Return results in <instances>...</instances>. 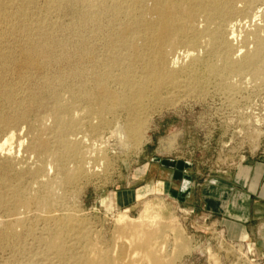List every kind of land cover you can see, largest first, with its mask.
Here are the masks:
<instances>
[{"label":"rangeland","instance_id":"374dc122","mask_svg":"<svg viewBox=\"0 0 264 264\" xmlns=\"http://www.w3.org/2000/svg\"><path fill=\"white\" fill-rule=\"evenodd\" d=\"M48 1L50 0H31L29 9L32 14L34 12L35 18L43 16L48 10L44 22L47 27H53L50 35H54L51 37L70 45L71 42L74 43L71 46L65 44L62 48L61 46L56 48L58 52L63 51L66 67L62 68L64 65L62 60L57 64L54 63L57 67L51 63L52 67L48 66L42 71L33 72L31 81L29 79L22 81L21 75L10 70L12 64L10 61L7 70H0L1 96L12 84H20L24 91L26 90L25 94L28 93L26 99L24 98L25 102L23 101V110L27 109V112L24 111L26 116L18 120L15 119L17 112L13 111L10 104L7 106L4 97H0V114L6 121H3L4 126L2 124L0 128V143L6 135L14 131L10 150H7L9 146H5V150H0V230L9 222L14 223L16 218L22 219L15 225L17 235L11 241L0 239V264H71V254L86 251L84 246L87 243L79 242L75 250H70L71 253L65 252L66 261H63V255H57L54 250H49L46 242L56 230V224L48 215L57 218L72 216L79 223L80 230L87 233V241L95 249L112 257L121 256L123 264L131 263L138 258L139 253L133 251L131 247L128 248L125 243L126 238L123 236L128 234L123 233L126 232V228L124 224L118 222V215L125 214L132 220L144 217L143 219L146 220L152 213L159 216L157 219L160 222L156 223L161 224L159 228L166 233L164 242L172 259L171 264H264L263 221L255 219L248 223L249 236L243 232L245 238L234 237L230 235L227 225L216 211L212 210L213 213L209 214L208 211L211 209L207 204L199 203L198 209L192 208L184 201V192L161 191L155 184L159 183L162 164L166 170L161 177L164 179L168 177V173L172 174V181L178 184L183 185L186 175L192 170L198 178L202 177L209 181L215 180L219 175L223 177L225 183H255L253 188H251L252 184L249 185V189L251 191L257 189L256 194L261 195L264 188V78H257L246 70L231 76L209 73L207 64L213 58L207 56L204 47H201L194 51L200 57L199 62L193 65L190 72L181 75V82L177 86L162 88L159 98L131 109L135 119L144 120L146 132L140 144L126 143L111 135L117 124L123 125V121H126L127 112L124 109L116 110L117 120L108 114L105 120L111 123L104 129L100 128L102 130L99 133H92L90 127L95 128L101 124L99 119L82 105L85 103L79 99L81 91L77 81L69 75L73 61L76 59V56L70 53L76 43L75 28L79 27L77 22L82 8L75 0H57L51 3L53 8L50 9L51 5ZM256 2L257 6L254 9H258L261 16L255 22L248 21V24L245 23L248 18H245L244 22H240L235 27L236 37L232 41V46L241 54L253 49L252 36L248 31L255 28L254 24L262 25L264 29V0H256ZM101 20L107 19L102 17ZM252 23L253 25H250ZM86 28L87 31L84 32L87 36L91 26ZM13 38L11 37L7 42L12 48L13 57H11L14 60L18 57L19 41ZM94 44H96L94 52L104 60L107 53L106 44ZM35 78L42 79L38 81ZM47 78H52L54 90L59 94L62 106H66L64 109L62 107L63 110L59 111V115L64 120L69 119L68 117L80 119L78 131L76 129L73 134L66 135L67 138L72 139L71 141L75 139L77 148H80L77 152L78 157H75L77 154L69 156L72 160L67 156L64 158L58 154L54 156L62 146H59V141L56 142V125L52 123V118L55 117L53 112L56 105L55 94L41 87V83ZM55 81H58L57 85ZM224 82L229 83L226 84L232 88L225 87L227 85ZM75 90L80 92L75 93ZM29 92L33 93L35 99H32L33 95ZM36 100L39 102L35 103ZM52 126H55L54 130L51 129ZM47 139L50 141L46 142L48 146L45 144ZM41 140L46 146L44 149L43 143L39 142ZM73 157L76 158V162ZM79 160H82L84 171L78 172L76 177L73 176L74 180H71L72 177L71 181L62 182V176L71 174ZM241 166L245 172L241 171V177L237 181L238 167ZM13 186L18 187L20 193L30 199L26 210L20 206L10 205L13 202L10 200L9 189ZM122 193L131 195L123 197L120 196ZM44 195L48 198V202L46 207H41L39 200ZM254 205L256 210L264 209L263 205ZM63 225L62 221L60 226ZM45 232L47 235L44 234ZM69 243L67 241V244ZM133 253L137 256L133 257Z\"/></svg>","mask_w":264,"mask_h":264},{"label":"bare ground","instance_id":"6f19581e","mask_svg":"<svg viewBox=\"0 0 264 264\" xmlns=\"http://www.w3.org/2000/svg\"><path fill=\"white\" fill-rule=\"evenodd\" d=\"M55 1L57 0L48 1L51 5H49L50 9L53 8L51 3ZM75 1L79 3L82 8V10L80 9L79 20L77 19L79 27L75 28L77 31L76 33L74 32L77 36L76 43L73 45V48H71L73 49L72 52L69 48L71 52L70 54H74L76 59L72 56L74 63L72 67L70 66V74L68 71L62 70L76 79L75 81H77L76 83L81 91H78L80 92L79 96H81L79 99L85 103L82 105H84L86 109L93 114V116H95V118L99 119V124L101 125H98L95 128L94 126H91L90 128L92 133H99V131L106 128V126L111 123V121L105 120V117L108 114L111 115L113 119L117 120L118 115L116 114V110L124 109L127 112L126 121H123V125L117 124L111 131V135L118 137V139L120 138L126 143L130 142L136 145L138 143L140 144V141L144 138L146 132L144 129V120L135 119L131 109L145 105L147 102L159 98L161 94L160 90H162V88L167 86H177L179 82H181V75L183 73L190 72L193 65L199 62L200 57L198 54L194 53V51H197V49L201 47H204L207 56L213 58V60L208 61L207 64V71L209 73L231 76L246 70L254 74V76H257V78H264L263 26L261 25V27L254 24L255 28L253 30L250 32L247 30L252 36L254 44L252 50L245 51L241 54L238 53V49L232 46V41L236 37L235 27H237V25H239L245 18H248V20L245 21V23L247 22L248 24V21L255 22V20L261 16L259 14L260 11L256 8V11L254 9V7L257 6L256 0ZM30 3L31 0H0V70H7V66H9L10 61V63L12 62L10 70L16 72L18 75H21L22 81H26L28 79L30 80L33 72L36 73V71H42V69H46L48 66H51V63L57 64V62L61 60L63 61V58L66 59L63 51L58 52L56 48L60 46L62 48L65 44L70 45V43L67 44L65 41L54 40L51 37L52 34L50 35V33L51 28L53 27H47L44 22L47 17L48 8H46L47 12L45 14L43 13V16L35 18L33 16L34 12L32 14L29 9ZM102 17H105L107 20L102 21ZM101 21L105 23H102ZM250 25H253V23ZM88 26H91V28L88 29V35L86 36L84 30H86V27ZM65 27H67L66 24ZM66 30H68V28H66ZM57 33L61 34V32ZM61 36H63V34ZM11 37L17 38L19 41L18 57L14 60L11 55L12 48H10V44L8 45L7 42ZM11 40L10 43L12 45ZM138 40L139 42H137ZM94 43H97L98 45L106 44L107 53L104 60L100 59L98 57L99 55L94 52V48L96 46ZM72 44L74 43L71 42V45ZM55 45L56 47L54 48ZM13 47H15V45ZM70 60L72 61V59ZM184 60H187V62H184ZM56 64H54V66H56ZM63 64L62 68H64L65 62ZM57 72L59 71H56V73ZM56 73L55 75H57ZM48 76L50 77V75ZM35 79L37 80L38 78ZM51 79H44L41 83V87L44 90L51 91L55 94L56 105L55 110L53 111L55 117L52 118V123L54 122L53 125H56V142L59 141V146L61 145L62 148L60 147L61 149L56 151L54 156L55 154H58L60 157L63 156L64 158L67 156V158H69V156L77 154L80 148H77L78 144L76 145V141H74L75 139L71 141L72 139L70 140L69 137H66V135L67 133L68 135L73 134V132L80 125V119L79 117L77 119H75V117H68L69 119L64 120V118L59 115V111L63 110L66 106H62L59 94L54 90L55 85L52 83ZM33 81L35 80L33 79ZM57 82L55 83L56 85ZM224 83L226 84L227 82ZM60 84L61 83H59V85ZM225 87L232 88L230 85ZM26 88H28V86ZM34 88L37 89L36 87ZM76 90L74 91L75 93L77 92ZM25 91L20 84H12L9 85L8 89L3 92V96L0 95V97H4L8 103L7 106L10 104L13 111L17 112V115L14 113V116L16 115L15 119L17 118L16 120L26 116L24 115V111L27 109L23 110V103L25 102L24 98L28 96V93L25 94ZM36 91L38 92L39 88ZM40 91H42V89H40ZM29 93L33 95L31 92ZM70 94H72V92H70ZM69 97L71 99V96ZM32 99H35L34 95L32 96ZM36 102L39 101L36 100L35 103ZM27 107H29L28 104ZM67 109H69V107ZM66 111L68 112V110ZM71 115L73 114H70V116ZM8 119H10V117H8ZM8 119L7 121H9ZM3 121H5V119H3L0 114V128ZM6 124L7 123H5V126H7ZM52 127L51 129L54 130L55 126ZM100 128L102 129L100 130ZM13 132L14 131L6 135L3 141H1V151L6 149L5 146H9L7 150H10L11 141L14 137ZM47 140L45 141V144L48 146L50 141ZM39 142L42 144L43 140ZM42 146H44V143ZM35 148L37 149L36 146ZM44 148H46V146H44L43 149ZM45 152L46 151L44 150V153ZM78 156L79 155L77 154L75 157ZM75 157L73 158L76 162ZM69 159L72 160V158ZM81 162L82 160H79L71 174L66 173L67 175L62 176L61 181L67 182L73 176L76 177L75 175L79 174L78 172L84 171V169H82L84 167ZM34 176L36 177V175ZM74 177L71 180H74ZM9 194L11 197L10 200L13 202V204H10L11 206H20L24 210L28 208L30 199L24 197L20 193V189H18V187H11L9 189ZM47 202L48 198L44 195L39 200V206L46 207ZM152 214L146 220L143 219L144 217H142V219L138 218L137 220H132L125 214L118 215V222L124 224L126 228V232L123 231V233L128 234L123 236L126 238H124L125 243L129 246L128 248L131 247L133 251L139 253L138 258L128 264H171L170 260L172 259L166 250L164 242L166 233L164 230L159 228L161 224L159 223L160 225H158L156 223L157 221L160 222V220L157 219L159 216ZM48 217L55 220L56 224V230L52 232L46 242V246L49 250H54L57 255H63L64 257V254L76 248V244L79 242L87 243L84 246L86 251H83L80 254H71V256L69 254L71 264H123L121 256L116 255L117 257H112L111 255L95 249L94 246L87 241V233L80 230L79 223L72 216L66 215L63 218H57L53 215H48ZM21 220V217H18L14 223L9 222L4 229L0 230V239L4 241H8L10 239L11 241V239L17 235L15 225L19 224ZM62 221L64 222L63 227L60 226ZM44 234L47 235L46 232ZM67 241L70 243L67 244ZM71 252L72 251H70V253ZM136 253L135 255L133 253V257L137 256ZM64 259L63 261H66V259Z\"/></svg>","mask_w":264,"mask_h":264},{"label":"crops","instance_id":"0c3cea01","mask_svg":"<svg viewBox=\"0 0 264 264\" xmlns=\"http://www.w3.org/2000/svg\"><path fill=\"white\" fill-rule=\"evenodd\" d=\"M161 166H163L161 167L162 175L166 169L164 165L161 164ZM242 167H238L237 181L241 177V171L245 172ZM161 175L158 180L159 183H155L161 191H168L169 193L184 192V201L195 209H198L199 203L207 204L209 209H211L208 211L209 214L213 213L212 210L216 211L220 219L227 225L230 235L234 237L245 238L247 235L249 236L250 230L248 227L250 226L248 223L252 220L256 219L264 222V209L260 210L261 208H259L256 210V205H254L258 204L259 206L260 204L264 206V188L261 195H257V189L255 191L249 189V185L252 184L251 188H253L255 183H225L222 179L223 177L219 175L215 180L209 181L202 177L198 178L191 170L190 174L186 175V180H184L182 185L172 181V174L168 173V177L164 179ZM121 195L127 197L131 194L122 193Z\"/></svg>","mask_w":264,"mask_h":264}]
</instances>
